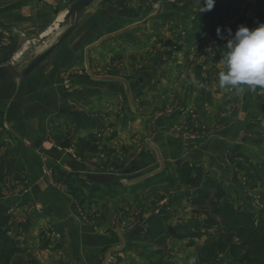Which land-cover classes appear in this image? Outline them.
<instances>
[{
    "label": "crops",
    "instance_id": "0c3cea01",
    "mask_svg": "<svg viewBox=\"0 0 264 264\" xmlns=\"http://www.w3.org/2000/svg\"><path fill=\"white\" fill-rule=\"evenodd\" d=\"M75 1L0 0V21L11 25L20 38H39ZM146 17L147 0H130L128 6H119L115 0L104 5L97 1L83 11L75 29L23 83L0 90V109L5 111L6 121L4 140L15 149L12 155L4 151L0 160L19 157L28 168V192L23 204L10 212L9 221L11 235L23 249L33 248L39 233L46 231L69 247V264H149L147 258L158 251L165 235L175 232L170 211H126L116 230L112 225L117 212L99 209L95 211L97 217L89 221L67 192L48 198L47 187L41 189L51 180L43 171L53 167L65 174L89 173L92 177L99 171L102 160L94 151L79 154L77 160L60 153L55 143H69L77 150L78 140L96 131L100 104L115 114L114 107L123 100L122 88L134 104L139 100L140 109L127 119L140 123L134 129L140 141L134 151L145 158L153 159L156 152L164 161L201 162L225 180L226 173L227 179L237 177V170L227 161L230 149L239 146L253 163L255 154L251 152L264 153V88L257 86L252 91L244 86L239 93L213 88L206 78L209 62L205 58L192 64L190 73L181 77L169 74L174 70L166 68L161 59L143 64L140 77H136L139 89L134 86L132 73H123L118 81H100L85 74L80 58L87 49L91 57L108 47V58L119 52L126 60L131 51L122 45L131 44L132 26L142 27ZM115 65L90 64L89 68L95 75L106 71L107 76L115 77ZM23 151H30L34 157ZM127 160L132 161L130 157ZM37 200L56 206L38 211ZM58 252L33 255L40 264H52Z\"/></svg>",
    "mask_w": 264,
    "mask_h": 264
},
{
    "label": "rangeland",
    "instance_id": "374dc122",
    "mask_svg": "<svg viewBox=\"0 0 264 264\" xmlns=\"http://www.w3.org/2000/svg\"><path fill=\"white\" fill-rule=\"evenodd\" d=\"M97 1L101 0H96L94 3ZM115 3L119 6H128L130 0H115ZM202 6L203 0H147L146 21H143V26L140 28H134L137 25L132 26L131 44L122 45L126 50L131 51L130 55H126V60L119 52L108 58V47L101 49L100 52H94L91 57L87 49L80 58V61L83 59L85 63V74L100 81H118V77L123 76V73H126V76L132 73L135 79L134 86L139 89L140 83L136 77H140L139 70L143 64L151 65L157 59H161L166 68L174 70L168 72L169 74L181 77L190 73L192 64L205 58L209 62L205 71L208 83L213 85V88L218 87V74L225 70L222 60L227 52V41L240 26L251 30L264 24V0H215L214 8L208 12H200ZM178 7L182 9L179 11ZM181 11H185L186 14ZM54 24L50 27V31L40 36L44 37L39 40V38L27 39L23 36L20 38V33L13 30L11 25L0 21V37L3 45L8 44L10 37H15L19 47L11 59L0 66L15 64L18 66L17 70H22L34 56L57 42L66 26L53 32ZM217 28L221 29L220 36L217 35ZM20 53L22 55L14 60V57ZM203 54H206V57H202ZM90 64L105 66L116 64V72L113 73L115 77L107 76L106 71L95 75L89 68ZM23 81H14L9 85L0 83V90L19 86ZM169 85L172 86V83L170 82ZM120 95L123 100L114 107L115 114L109 112L106 106L99 105L97 129L83 138L95 146L96 158L102 160L101 164L92 160L100 164L99 171L92 177L89 173L85 176L65 174L59 167H53L51 170L43 171V174L51 180L46 186L42 184L41 189L47 187L48 198L52 197L53 193L67 192L75 199L77 207L82 213L84 212L83 216L89 221L97 217L98 213L95 211L99 209L117 212L112 225L116 230L122 222V214H126V211H134V213L170 211V216L174 219L171 223L175 232L165 235L158 251L147 258L149 264H246L248 256L245 259L243 253L231 248L233 244L238 243V240L226 239L224 236L221 216L214 214L209 207H193L190 204V199L196 196V192L178 182L174 172V162L177 160L164 161L156 152L153 159L145 158L134 151V147L140 143L138 132H134V129L139 127L140 123H133V120L131 122L127 118L130 117L129 114L140 109L139 100L134 104L131 95H127L123 88ZM126 99L129 104H123ZM3 111L0 109V157L5 153L4 151H7L8 155L15 153V149H11V142L4 140L6 121ZM124 134L126 137L123 136ZM124 140L129 141V144H123ZM55 144L60 153H67L78 160V148L76 150L75 147H70L69 143L60 141ZM230 151L231 149L227 152V161L232 170H237L235 179H227L229 173H226V177L223 176L225 180H222L215 174L214 168L209 170L201 162L180 161L200 165L205 172L222 183L223 201L257 217L260 211L264 212V153L260 151L250 153L255 154V164L247 156L257 171V177L248 181L246 174L230 163ZM23 154L34 157L30 151H23ZM129 157L132 159L131 162H127ZM2 160H15L18 167L0 185V202L10 206L11 212L12 209L15 210L17 206L23 204L24 196L28 192V168L19 157L0 161ZM160 173L168 175L173 182H146L149 177ZM25 203L28 204L27 201ZM53 206H46L37 200L35 209L42 211L52 209ZM207 219H213L215 223L210 224ZM61 244L58 236L41 231L38 241L33 244V248L25 249L26 253L20 256V261L22 264H40L33 254L42 256L41 253L59 251L58 256L53 258L52 264H69V247ZM32 261L34 262L31 263Z\"/></svg>",
    "mask_w": 264,
    "mask_h": 264
},
{
    "label": "trees",
    "instance_id": "16d2710c",
    "mask_svg": "<svg viewBox=\"0 0 264 264\" xmlns=\"http://www.w3.org/2000/svg\"><path fill=\"white\" fill-rule=\"evenodd\" d=\"M18 49L15 37H10L6 45H3L0 37V64L8 62ZM94 150L95 146H92L90 142L85 139L78 140L79 154ZM229 161L246 174L248 181L257 177L255 166L247 156L240 152L238 146L231 149ZM16 168L18 167L15 160L0 161V185L16 171ZM174 172L178 182L195 190L196 196L190 199L193 207H209L214 214L221 216L224 236L226 239L236 238L238 240V243L233 244L231 248L243 253L245 259L248 256L246 264H264V212L260 211L255 217L252 213L242 211L223 201L222 183L205 172L200 165L177 160L174 162ZM146 182L172 183L173 180L169 179L168 175L160 173L149 177ZM10 217V206L0 202V264H22L20 256L24 255L26 250L20 247L15 237L11 235ZM207 222L215 223L213 219H207Z\"/></svg>",
    "mask_w": 264,
    "mask_h": 264
},
{
    "label": "clouds",
    "instance_id": "9594fccd",
    "mask_svg": "<svg viewBox=\"0 0 264 264\" xmlns=\"http://www.w3.org/2000/svg\"><path fill=\"white\" fill-rule=\"evenodd\" d=\"M215 0H203L200 12L214 8ZM220 36L221 29L217 28ZM227 52L222 60L225 70L218 74L219 86L238 93L254 91L257 86L264 88V24L255 29L240 26L226 44Z\"/></svg>",
    "mask_w": 264,
    "mask_h": 264
},
{
    "label": "water",
    "instance_id": "95a60500",
    "mask_svg": "<svg viewBox=\"0 0 264 264\" xmlns=\"http://www.w3.org/2000/svg\"><path fill=\"white\" fill-rule=\"evenodd\" d=\"M96 0H76L68 9L61 21L57 22V28H53L54 32L56 29L67 27L58 38L57 42L48 47L42 53L34 56L22 70H17L18 66L15 64L7 67L0 66V83L3 85H9L14 81H23L28 75H30L75 29L77 22L79 21L83 11L92 5ZM111 0H101V4L104 5ZM46 36V35H45ZM44 37V36H43ZM43 37H39L41 40ZM22 53L17 54L15 58L21 56Z\"/></svg>",
    "mask_w": 264,
    "mask_h": 264
},
{
    "label": "bare ground",
    "instance_id": "6f19581e",
    "mask_svg": "<svg viewBox=\"0 0 264 264\" xmlns=\"http://www.w3.org/2000/svg\"><path fill=\"white\" fill-rule=\"evenodd\" d=\"M61 20H62V17H61L57 22H59V21H61ZM54 28H57V23L54 24Z\"/></svg>",
    "mask_w": 264,
    "mask_h": 264
}]
</instances>
